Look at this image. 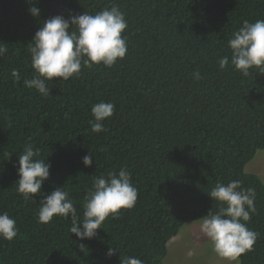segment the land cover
Here are the masks:
<instances>
[{
	"label": "trees",
	"instance_id": "trees-1",
	"mask_svg": "<svg viewBox=\"0 0 264 264\" xmlns=\"http://www.w3.org/2000/svg\"><path fill=\"white\" fill-rule=\"evenodd\" d=\"M112 4L128 22L123 60L53 78L48 97L24 86L35 75L29 49L45 20ZM33 5L39 17L30 14ZM258 19L264 0H0V45L7 48L0 57V213L19 229L12 241L0 238V264H120L126 256L164 264L168 241L188 220L217 211L208 193L232 180L257 194L247 226L258 235L240 264H264V182L244 169L264 149V74L252 69L244 77L217 63L231 56L227 42L243 21ZM196 70L202 79L193 78ZM100 101L115 104V114L107 131L94 133L91 108ZM26 144L51 165L41 195L28 201L16 191ZM85 155L93 157L89 167ZM124 166L136 204L106 218L97 237L78 239L70 219L38 223L43 194L62 186L82 217L92 178ZM109 248L118 250L109 257Z\"/></svg>",
	"mask_w": 264,
	"mask_h": 264
},
{
	"label": "clouds",
	"instance_id": "clouds-1",
	"mask_svg": "<svg viewBox=\"0 0 264 264\" xmlns=\"http://www.w3.org/2000/svg\"><path fill=\"white\" fill-rule=\"evenodd\" d=\"M31 3V0H29ZM29 12L39 17L41 12L31 6ZM128 22L125 13L118 5L112 4L95 14L63 15L44 21L34 34L29 49L31 65L35 75L23 81L24 86L35 89L41 96L52 94L48 82L53 78L79 77L82 68L94 65L113 67L118 60H123L128 51L127 36L124 35ZM70 26L71 30H70ZM231 56L218 59V67L224 70L229 63L244 77L251 75L250 70L257 69L264 74V20L255 22L243 21L238 30L232 33L227 42ZM7 48L0 45V57H4ZM11 75L16 82L21 80L18 70L13 69ZM195 80L202 79L199 70L193 73ZM93 120L91 131L101 133L107 131L105 121L115 114V104L100 101L91 108ZM39 149L26 144L19 154L17 172L19 175L16 191L25 201L35 200V195L42 193V185L50 176L49 163L38 158ZM82 162L86 167L93 163L92 155H85ZM131 172L126 166L118 171L101 173L92 178V186L85 194L82 217L78 213L70 194L62 186L55 188L40 200L37 213L38 223L48 224L54 217L71 221L70 233L80 239H92L99 235L98 229L106 218H116L121 209H131L138 198V189L131 179ZM208 195L218 202V210H211L202 217L200 231L209 240L215 254L228 264H240V257L251 252L257 239V233L247 225L256 211V190L253 187H242V181L232 180L227 184L217 181ZM82 225V228L80 227ZM19 229L15 218L7 212L0 213V238L12 241ZM118 250L109 248L110 257ZM120 264H144L135 256H126Z\"/></svg>",
	"mask_w": 264,
	"mask_h": 264
},
{
	"label": "rangeland",
	"instance_id": "rangeland-1",
	"mask_svg": "<svg viewBox=\"0 0 264 264\" xmlns=\"http://www.w3.org/2000/svg\"><path fill=\"white\" fill-rule=\"evenodd\" d=\"M244 169L256 173L264 182V149L257 150ZM201 219L188 220L168 241L164 264H228L215 254L211 243L200 231Z\"/></svg>",
	"mask_w": 264,
	"mask_h": 264
}]
</instances>
